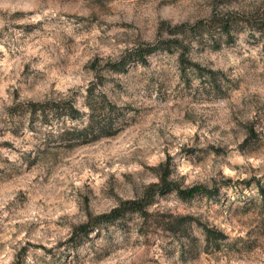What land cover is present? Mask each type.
Here are the masks:
<instances>
[{"label":"rangeland","instance_id":"obj_1","mask_svg":"<svg viewBox=\"0 0 264 264\" xmlns=\"http://www.w3.org/2000/svg\"><path fill=\"white\" fill-rule=\"evenodd\" d=\"M263 24L264 0H0V264H264ZM103 96L108 134L80 132ZM57 100L82 116L31 114ZM165 163L219 192H155L147 215L78 232ZM199 224L228 237L208 244Z\"/></svg>","mask_w":264,"mask_h":264},{"label":"trees","instance_id":"obj_2","mask_svg":"<svg viewBox=\"0 0 264 264\" xmlns=\"http://www.w3.org/2000/svg\"><path fill=\"white\" fill-rule=\"evenodd\" d=\"M186 24L177 25L174 26L170 30V35H181L185 33V27ZM220 26L224 33H229L230 24L227 20H222L220 22ZM258 29L262 30L264 29L263 26L259 27ZM179 45L184 47L183 41L179 39L178 37L168 40H160L159 43H153V44H147L145 46L136 47L132 53L133 58L136 59V61L145 64L147 62V56L157 50L160 49H166L171 50V45ZM118 65H121L118 64ZM193 66L196 69H200V66L197 64H193ZM123 66H119L117 69H122ZM209 75H213L215 72L208 71ZM47 102H31L30 103V111L31 114L40 113V115L43 118L44 122L52 121V119H78L82 116V112L76 107V105L71 100H57V101H51V108L46 107ZM91 112L89 114V120L87 122V125H85L80 132H87L88 130L91 131H98V134L100 135H106L108 134V129L112 127L113 123L115 122V118H113V115L115 114L116 106L106 100V98L103 96V99L101 102H98V104H94L92 102L88 103ZM52 110L54 111V114L49 119L48 118V111ZM105 115L103 122H99L98 116L99 115ZM162 172L159 174V179L157 182L150 184L144 193V195L128 199V200H122L118 206L113 208L110 212L100 214L96 216L94 219L90 218V220L79 226V233L81 235L88 234L92 229H94L95 226L102 224V223H114V221L124 217L128 213L136 212L141 216H145L148 214L146 207L151 202L153 198V194L155 192L158 193H164L168 191H175L177 195L184 200H189L194 198L197 195H201L204 197L211 198L214 195H216L219 192L218 188L215 189H209L205 185H192L188 187H180L175 182H170L167 179V173L169 171L168 164H162ZM192 219V218H189ZM199 227L202 229V232L206 238L207 243H213L214 246L218 247L220 244V241L223 239H226L228 236L220 229L204 224H199Z\"/></svg>","mask_w":264,"mask_h":264}]
</instances>
